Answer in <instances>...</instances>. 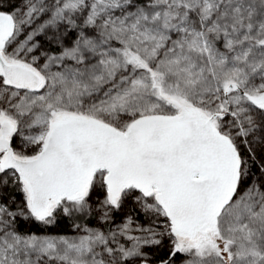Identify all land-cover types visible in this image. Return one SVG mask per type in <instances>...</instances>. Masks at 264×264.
Listing matches in <instances>:
<instances>
[{
    "label": "snow or ice",
    "instance_id": "obj_1",
    "mask_svg": "<svg viewBox=\"0 0 264 264\" xmlns=\"http://www.w3.org/2000/svg\"><path fill=\"white\" fill-rule=\"evenodd\" d=\"M0 264H264V0H0Z\"/></svg>",
    "mask_w": 264,
    "mask_h": 264
},
{
    "label": "trees",
    "instance_id": "obj_2",
    "mask_svg": "<svg viewBox=\"0 0 264 264\" xmlns=\"http://www.w3.org/2000/svg\"><path fill=\"white\" fill-rule=\"evenodd\" d=\"M94 223V222H93ZM63 229V225H61L59 228H52V229H49V231H60Z\"/></svg>",
    "mask_w": 264,
    "mask_h": 264
}]
</instances>
